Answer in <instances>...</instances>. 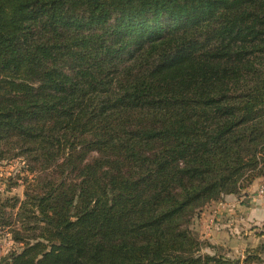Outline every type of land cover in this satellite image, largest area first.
I'll use <instances>...</instances> for the list:
<instances>
[{"label": "trees", "instance_id": "1", "mask_svg": "<svg viewBox=\"0 0 264 264\" xmlns=\"http://www.w3.org/2000/svg\"><path fill=\"white\" fill-rule=\"evenodd\" d=\"M17 158L0 228L23 246L0 264H262L191 224L264 176V0H0Z\"/></svg>", "mask_w": 264, "mask_h": 264}, {"label": "rangeland", "instance_id": "2", "mask_svg": "<svg viewBox=\"0 0 264 264\" xmlns=\"http://www.w3.org/2000/svg\"><path fill=\"white\" fill-rule=\"evenodd\" d=\"M27 168V161L23 158H17L10 161H2L0 162V193L5 189H9L11 186V190H9L6 195L9 196H19L21 198L24 197L25 186L22 182L23 176H27L28 172L25 171ZM16 182V184H15ZM264 184V176L257 177L251 184L244 186L239 192L232 194H223L217 199H212L205 203V205L197 211V213L192 218V229L198 234V236L204 240L208 241L211 244L220 246L218 247V251L224 254L227 253V248L217 243H214L209 238L204 237L206 233H201L202 226L204 227L203 219L206 217H210L213 215L215 223L221 222L220 219H217L219 215L223 212H226V208L231 206L233 209H237L239 205L250 203L252 205H264V199L259 194V188ZM254 185V187H253ZM203 218V219H202ZM219 228V225H217ZM233 227V226H232ZM234 228V227H233ZM234 234L231 236L233 238H248L249 236L254 237L253 243L250 242L249 246L245 251L236 252L235 255H230L232 257H240L244 258L246 252L251 248L260 247L264 243V223L257 221H249L248 224H242L238 228H234ZM212 236V235H211ZM226 244V241H223ZM223 244V243H222ZM23 244H20L12 239V235L10 233V229L7 227L0 228V258L5 256L11 251H19L22 249ZM205 251L212 252L211 248L206 247ZM243 253H245L243 255ZM264 258V255H263ZM264 264V259L263 263Z\"/></svg>", "mask_w": 264, "mask_h": 264}, {"label": "crops", "instance_id": "3", "mask_svg": "<svg viewBox=\"0 0 264 264\" xmlns=\"http://www.w3.org/2000/svg\"><path fill=\"white\" fill-rule=\"evenodd\" d=\"M236 204L235 207L237 209H232L231 206H229L226 208V212L221 213L219 217H217V219L221 220V222H218L217 224L215 223L214 218H212L214 217L213 215H210L209 218L206 217V219L202 218L205 223V230L202 226L201 233H206L204 237L225 247V249L226 247H229L226 250V255L228 256L235 255V251L242 253V251H245L250 242L254 239L252 236L245 239L233 238L231 235L234 234V228H238L242 224H248L249 221L264 223V205H252L247 203L237 207ZM217 225H219V228ZM223 241H226V244ZM244 254L245 253H243V255Z\"/></svg>", "mask_w": 264, "mask_h": 264}, {"label": "built area", "instance_id": "4", "mask_svg": "<svg viewBox=\"0 0 264 264\" xmlns=\"http://www.w3.org/2000/svg\"><path fill=\"white\" fill-rule=\"evenodd\" d=\"M259 194L264 199V184L260 186V188H259Z\"/></svg>", "mask_w": 264, "mask_h": 264}]
</instances>
